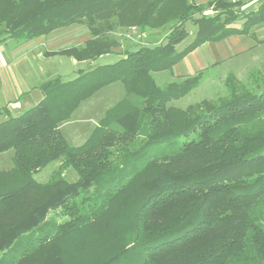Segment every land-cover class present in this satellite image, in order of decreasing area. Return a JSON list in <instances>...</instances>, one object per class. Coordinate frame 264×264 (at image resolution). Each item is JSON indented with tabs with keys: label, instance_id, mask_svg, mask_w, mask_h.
<instances>
[{
	"label": "trees",
	"instance_id": "16d2710c",
	"mask_svg": "<svg viewBox=\"0 0 264 264\" xmlns=\"http://www.w3.org/2000/svg\"><path fill=\"white\" fill-rule=\"evenodd\" d=\"M240 5L0 0V42L85 25L82 44L47 54L77 61L112 53L121 28L169 27L162 43L43 81L40 102L17 114L0 109V153L13 150L12 168L0 170V207L15 212L0 228V264H264V69L246 81L230 73L226 95L185 108L170 102L196 88L202 71L162 86L153 77L205 42L264 22V2L249 12ZM188 21L194 37L177 51ZM114 82L124 96L81 145H69L60 124ZM53 161L52 179L35 181Z\"/></svg>",
	"mask_w": 264,
	"mask_h": 264
},
{
	"label": "rangeland",
	"instance_id": "374dc122",
	"mask_svg": "<svg viewBox=\"0 0 264 264\" xmlns=\"http://www.w3.org/2000/svg\"><path fill=\"white\" fill-rule=\"evenodd\" d=\"M241 22L234 23L238 26ZM70 26V25H69ZM188 30L187 37L178 43L175 48L177 51L182 50L193 39L196 26L190 21L186 24ZM67 27V26H66ZM63 28V27H62ZM61 33L58 40L64 41L57 47L64 48L66 46H73L74 41L83 40L88 37L89 31L83 24H72L69 28ZM169 27H162L159 29H148L142 32L137 26L129 28H121L117 31V37L120 40V46L115 48V51L108 55H103L100 58L92 61L93 66L99 64L113 63L118 60L124 48L130 47L131 50L136 49L139 45H154L163 42L164 35L168 32ZM64 36V37H62ZM238 49L243 46L249 47L255 39L247 36L240 35ZM222 43H207L194 49L191 54L183 58L173 69L155 72L153 77L157 85H164L171 81L179 80L187 75L197 74L199 70L203 72L199 85L191 90L188 94L180 97L179 99L172 100L171 105L179 108H185L190 104L197 103L203 99H216L217 97L226 95L227 87L225 85V78L228 74H233L238 80L246 81L250 72L264 69V41L259 43L251 53L237 54L230 56V50L222 47ZM247 52V51H246ZM244 52V53H246ZM229 56V57H228ZM65 62L54 63V58L48 59L43 67L49 71H56L61 74L63 79H71L72 71L84 65L72 67L70 60L67 57H62ZM68 60V61H67ZM40 82L44 80L43 75L38 76ZM125 92L120 82H114L105 87L100 88L93 96L83 101L72 113L70 120L61 123L60 125L71 121L68 125L62 128V134L65 139L72 146L81 145L89 136L94 126L97 124L98 119L101 117L105 109L115 103L118 99L124 96ZM26 105L21 103V107L15 110L18 113ZM13 112V113H15ZM96 123V124H95ZM13 150L0 153V170H8L13 166ZM59 165V161H53L45 166L40 171L34 173L33 178L35 181L43 183L52 179V174ZM66 177L68 180H75L77 175L74 170L67 169ZM10 209L0 207V228L9 220L15 212Z\"/></svg>",
	"mask_w": 264,
	"mask_h": 264
},
{
	"label": "crops",
	"instance_id": "0c3cea01",
	"mask_svg": "<svg viewBox=\"0 0 264 264\" xmlns=\"http://www.w3.org/2000/svg\"><path fill=\"white\" fill-rule=\"evenodd\" d=\"M189 1L197 5H203L209 0H189ZM239 1L241 2L239 9L242 12L254 11L259 7L261 3L264 2V0H239ZM238 22H242V21H238ZM238 26H240V24H238ZM70 27L71 25L67 27L59 28L50 32L49 34L21 43H17L11 39L0 42V109L6 107L10 113L17 114L15 110L21 107V103H24V105H26V107L21 110H24L33 105L34 102L30 96V92L33 89H38L37 87L43 81L53 77H60L64 81L69 80L67 78L63 79L61 77V74L56 71L47 72V70L43 67V65L46 61H48V59L54 58L53 59L54 63H60L66 61L62 57H67V59L70 60L72 67L84 65L83 67H78L74 69V71H72V75H70L72 76V78H74L77 75L78 69L80 68L86 69L89 66L94 67L92 61L91 62L77 61L71 57L60 54L47 55L48 52L50 51H57L63 49L57 47V45H60L62 41H64V38L62 40H58V38L61 36L60 34L63 33L66 29L70 30L69 29ZM240 35L250 36L255 39L254 41H256V43H253L249 47L243 46L242 49L235 50L239 43V38H237V36ZM240 35H231L223 40L217 42H211V43H222V46H219V50L222 47L228 48V50L231 51L230 56H236L237 54H241V53L243 54L251 53L252 50L259 43H262L264 41V22L253 26L248 34H240ZM86 38L88 37L85 36L83 40L81 39L75 40L74 45L82 44L86 40ZM207 43L209 42H205L200 46L204 44L207 45ZM193 51L195 50H192L187 55L191 54ZM182 60L183 59H181L179 62H181ZM178 63H176L172 67V69L177 67L176 65ZM41 74L43 75L44 80L40 82L38 76H41ZM70 122L71 121L66 122L59 126V130L61 133H62V128L68 125Z\"/></svg>",
	"mask_w": 264,
	"mask_h": 264
},
{
	"label": "water",
	"instance_id": "95a60500",
	"mask_svg": "<svg viewBox=\"0 0 264 264\" xmlns=\"http://www.w3.org/2000/svg\"><path fill=\"white\" fill-rule=\"evenodd\" d=\"M30 96H31L34 104H37L43 98V93L40 90H38V89H33L30 92Z\"/></svg>",
	"mask_w": 264,
	"mask_h": 264
},
{
	"label": "built area",
	"instance_id": "2783aa9c",
	"mask_svg": "<svg viewBox=\"0 0 264 264\" xmlns=\"http://www.w3.org/2000/svg\"><path fill=\"white\" fill-rule=\"evenodd\" d=\"M230 1L234 2V1H237V0H230Z\"/></svg>",
	"mask_w": 264,
	"mask_h": 264
}]
</instances>
